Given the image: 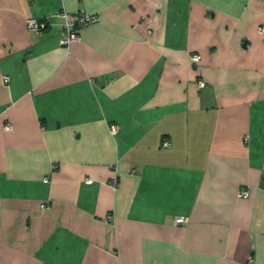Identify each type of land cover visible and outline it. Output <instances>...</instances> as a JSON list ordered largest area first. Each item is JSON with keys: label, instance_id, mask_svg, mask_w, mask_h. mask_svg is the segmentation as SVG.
I'll return each instance as SVG.
<instances>
[{"label": "crops", "instance_id": "crops-1", "mask_svg": "<svg viewBox=\"0 0 264 264\" xmlns=\"http://www.w3.org/2000/svg\"><path fill=\"white\" fill-rule=\"evenodd\" d=\"M0 264H264V0H0Z\"/></svg>", "mask_w": 264, "mask_h": 264}, {"label": "built area", "instance_id": "built-area-1", "mask_svg": "<svg viewBox=\"0 0 264 264\" xmlns=\"http://www.w3.org/2000/svg\"><path fill=\"white\" fill-rule=\"evenodd\" d=\"M65 17V24L63 25V30L61 33V39L60 42L63 45L69 46L73 41L77 40L80 38V30L82 27L95 22L98 20V15L96 13H75V14H70V13H64ZM46 22L44 20L38 19L37 17H30L28 19V27L32 31H39L42 28L46 27ZM262 30V28H260ZM193 61H199L201 59V55L199 53H194L192 55ZM6 79H8V76H6ZM200 85L204 86L205 81H200ZM6 129L11 128V124L7 123L5 125ZM118 124L117 123H111L110 124V130L113 134H115L118 131ZM170 142L168 139L164 140V145H169ZM93 179L88 178L87 182L91 183ZM117 180H115L114 183H116ZM239 195L241 196H248L249 195V190L248 189H243L240 191ZM42 206H45V203L42 204ZM177 223H184L186 222V218L183 216H179L176 219Z\"/></svg>", "mask_w": 264, "mask_h": 264}]
</instances>
